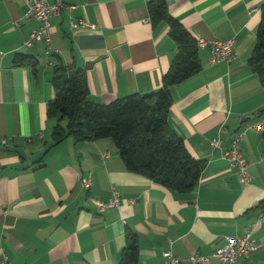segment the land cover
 <instances>
[{
  "label": "crops",
  "instance_id": "obj_1",
  "mask_svg": "<svg viewBox=\"0 0 264 264\" xmlns=\"http://www.w3.org/2000/svg\"><path fill=\"white\" fill-rule=\"evenodd\" d=\"M62 1L75 7L49 17V43L26 45L34 27L27 1L0 0V254L8 264H116L128 228L137 237V264H156L164 251L209 254L254 223L257 248L232 264H264V207H257L264 198V130H246L239 143L245 185L209 145L219 138L225 148L244 121L258 119L264 88L246 60L264 0H164L193 37L233 38L236 51L229 62L209 63L207 47L197 48L199 69L169 86L167 122L203 162L186 192L126 170L109 137L52 144L46 103L55 64L82 69L87 99L107 103L157 89L176 50L167 24L149 19L148 0ZM68 15L90 26L71 29ZM15 53L30 55L34 65L14 62ZM111 188L118 206L97 212L94 201L107 200Z\"/></svg>",
  "mask_w": 264,
  "mask_h": 264
},
{
  "label": "trees",
  "instance_id": "obj_2",
  "mask_svg": "<svg viewBox=\"0 0 264 264\" xmlns=\"http://www.w3.org/2000/svg\"><path fill=\"white\" fill-rule=\"evenodd\" d=\"M146 5L149 19L165 22L176 46L158 88L96 103L87 99L82 69L55 64L54 95L46 103V114L54 120L50 136L52 144L66 137L75 142L109 137L126 170L170 190L186 192L195 187L203 162L187 152L181 138L170 128L167 112L171 104L169 86L199 69L195 37L168 13L164 0H148ZM23 60L34 65L30 55L14 54V62ZM246 63L264 88V2ZM259 117L264 118V102L257 111L256 118ZM257 207H264V198ZM137 257V237L126 228L116 264H137Z\"/></svg>",
  "mask_w": 264,
  "mask_h": 264
},
{
  "label": "built area",
  "instance_id": "obj_3",
  "mask_svg": "<svg viewBox=\"0 0 264 264\" xmlns=\"http://www.w3.org/2000/svg\"><path fill=\"white\" fill-rule=\"evenodd\" d=\"M28 7L25 16L34 22V27L29 31L28 38L25 40L26 45H30L33 40L42 39L45 43H49V17L59 15L62 11L70 12L75 5L65 3L62 0H26ZM68 27L73 29L77 27H87L90 23L81 16L68 15ZM195 43L197 48L207 47L208 62L215 63L219 61L229 62L236 56L233 48V38L225 39H205L196 37ZM45 54L50 53L49 46L45 47ZM248 129L264 130V118H258L251 121H244L241 128L234 132L225 148H220V139L213 138L209 140L211 147L219 148L221 156L227 161L237 177V181L245 185L248 181L247 162L240 152L239 143L243 138L244 132ZM80 182L83 187L89 185L87 178H81ZM121 197L113 188L111 195L107 200L94 201V207L97 212H101L108 207H117ZM254 223L247 224L241 234H231L224 237L221 246L212 250L209 254H201L194 252L187 257L178 258L164 251L162 253L163 260L156 264H204L209 262L211 258L219 261L220 264H232L238 258L245 257L249 252L255 250L258 243L252 236ZM0 264H8L7 256L2 252L0 254Z\"/></svg>",
  "mask_w": 264,
  "mask_h": 264
}]
</instances>
